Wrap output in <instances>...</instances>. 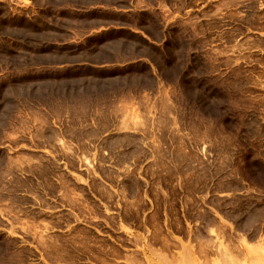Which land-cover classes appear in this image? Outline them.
<instances>
[{
    "label": "rangeland",
    "instance_id": "obj_1",
    "mask_svg": "<svg viewBox=\"0 0 264 264\" xmlns=\"http://www.w3.org/2000/svg\"><path fill=\"white\" fill-rule=\"evenodd\" d=\"M158 2L164 16L129 19L154 34L164 25L155 81L141 68L54 67L68 56L55 43L67 38L61 27L81 19L71 8L129 0H0V264H33L36 250L99 262L117 251L112 239L140 250L102 220L110 238L71 226L75 237L42 245L50 226L32 206H100L101 219L119 211L138 229L164 223L168 236L221 211L264 232V0ZM215 232L213 254L232 253Z\"/></svg>",
    "mask_w": 264,
    "mask_h": 264
},
{
    "label": "crops",
    "instance_id": "obj_2",
    "mask_svg": "<svg viewBox=\"0 0 264 264\" xmlns=\"http://www.w3.org/2000/svg\"><path fill=\"white\" fill-rule=\"evenodd\" d=\"M159 3L157 0L156 5L148 6L140 3L139 0H129L130 5L125 7L102 4L71 8L70 12L81 19L75 24H66L61 27V33H66L67 38L55 43L62 49L61 52L67 53L68 56L60 64L54 66L55 70H59L61 73L86 70L95 74L100 72L127 73L141 68L144 72H148L152 79L158 81L160 79L157 76L159 68L155 56L156 54L162 56L167 49L164 25H162L159 34H154L139 28V26L137 28L129 22V19L134 16L154 14L164 16L165 12ZM65 46L75 47V50L71 48L65 51L63 50ZM117 77L108 76L106 79L113 80ZM61 144L65 146L63 141ZM86 163L92 167L88 159H86ZM79 181L86 183L82 178H79ZM60 208H66L64 212L72 216L73 224L93 232L97 237L103 236L101 232H99L100 234L95 232L99 230L97 226L102 220L111 227L114 236L117 234L116 238L129 241L133 245L137 243L141 245L140 250L136 247L126 248L116 239H112L111 241L118 246L116 247L117 251L107 253L102 257L95 255L99 262H93L89 255H87L88 258L82 259L89 260L94 264H213V259H219L220 264H234L233 261L235 264H264L263 229H261L262 231L257 230L255 234L252 233L253 228L249 231L241 230L235 221L221 211L219 217L213 214V218L206 219L207 214H212V212L205 210L204 218L201 221L193 222L192 226H188L186 234H176L175 232L173 236H168L164 232L166 229L164 223L159 225L154 221H147L138 229L133 227L131 220L122 217L119 211L104 209L103 212H108V221L101 219L98 215L100 206H79L71 209L62 205ZM83 212L86 214H81ZM117 214L120 215L118 221H116ZM90 220L91 225L87 224ZM228 223L232 224L236 230V235L230 238ZM119 225H123L121 229L117 227ZM58 229L66 230L58 233L60 236L66 234L70 237V230L61 227ZM53 230L54 228L50 227L47 237L53 235V232H50ZM215 231L220 234L221 245H229L232 253L225 252L224 248H220L219 254H213L214 239L211 233ZM9 233L16 236L13 231ZM107 237H111V235L108 234ZM40 242L42 245L47 243L43 235H41ZM59 257L58 259L46 257L45 260L49 259L51 262L54 260L56 262L77 261L74 255L60 253ZM51 262L50 264H53Z\"/></svg>",
    "mask_w": 264,
    "mask_h": 264
},
{
    "label": "flooded vegetation",
    "instance_id": "obj_3",
    "mask_svg": "<svg viewBox=\"0 0 264 264\" xmlns=\"http://www.w3.org/2000/svg\"><path fill=\"white\" fill-rule=\"evenodd\" d=\"M264 21V20H263ZM256 33H258V34H260L259 32H256ZM52 200H54V199H52ZM62 205L61 204H59V205H49V206H47V207H43V208H41V207H36V206H32L31 208L32 209H39V211H37L38 213H41V215H44V219H45V221L47 222V223H49L50 225V227H53L54 228V230L53 231H50V232H53L52 234L53 235H50L49 237H47V238H45V240L47 241V244L49 243L48 241H52V243H53V241L54 242H56L55 241V237L56 236H60V234H58V233H62V232H65L66 230H61V229H58L57 227H55V226H67L66 227V229L69 231V230H71V226H73V227H79V226H77V224H73V223H71V225L68 227V224H67V221L69 220V219H72V216H69V214L68 213H66V212H64V210L66 209V208H60ZM30 211V210H29ZM69 216V217H68ZM73 220V219H72ZM95 227H96V224H95ZM98 227V226H97ZM80 229H81V227H80ZM94 229V228H93ZM87 231H89V230H87ZM49 232V231H48ZM56 232V233H55ZM90 233H92L93 235H95L96 236V234H94L93 232H91V231H89ZM95 232H98V234H100L99 233V230H97V231H95ZM101 235H103V236H105V237H107L108 236V234H102L101 233ZM67 237V239L68 238H72V237H75L76 235H72L71 233L69 234V236L70 237H68L66 234L64 235V236H60V237ZM18 237H20V238H23V236H18ZM110 238V237H109ZM37 252H38V255H36V258H34L33 260H35L36 262H33V264H40V262L39 261H41V260H44V262H45V264H49L46 260H45V258L46 257H51V258H53V259H58V258H60L59 257V254H55V253H49V254H44V253H41L39 250H36ZM74 256H76L77 257V261H79L78 262V264H85V263H87V264H94V263H92L91 261H89V260H87V261H84V260H82V259H85V258H88V256L86 255V254H79V255H74ZM56 261V260H55ZM56 264H66V263H56Z\"/></svg>",
    "mask_w": 264,
    "mask_h": 264
}]
</instances>
